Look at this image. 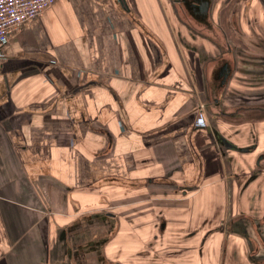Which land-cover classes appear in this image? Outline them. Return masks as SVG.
I'll use <instances>...</instances> for the list:
<instances>
[{"label":"crops","instance_id":"0c3cea01","mask_svg":"<svg viewBox=\"0 0 264 264\" xmlns=\"http://www.w3.org/2000/svg\"><path fill=\"white\" fill-rule=\"evenodd\" d=\"M234 1L56 0L11 33L0 264H260L214 232L264 219V56L244 31L261 50L264 1L245 23Z\"/></svg>","mask_w":264,"mask_h":264},{"label":"rangeland","instance_id":"374dc122","mask_svg":"<svg viewBox=\"0 0 264 264\" xmlns=\"http://www.w3.org/2000/svg\"><path fill=\"white\" fill-rule=\"evenodd\" d=\"M215 1H217V0H215ZM220 1L224 2V0H220ZM234 2H237V0H235ZM240 2L243 5V6L240 5V7H241L242 10H244L243 11L244 13L241 10V15L243 13L242 17L244 16V18H243L244 19V23H245V21H249V20L253 22L254 19H255V16L258 15L253 10L254 9V5H255L254 1L250 0L249 1L250 4H249L248 0L246 2H244V0H240ZM251 3H252V6H251ZM233 6H235V7H233ZM249 6H251V7H249ZM232 7L237 11V7H238L237 3H236V5H231L230 8H232ZM214 8H216V7L213 6L212 9H214ZM244 8H246V9H244ZM215 15H216V13L214 12L213 13V20H215V18H216ZM229 15H230V18H231L230 21H232L233 24H234L238 20V13L235 12V13L231 14V13H229V11L227 12V9H226V12H222V17H224V19H228ZM259 20H261V22H264V14H263V18L261 17V19H259ZM191 21L194 22L192 19H191ZM232 27H233V29H230V31L228 32L229 33L228 36H230L231 39L234 40V38L237 37V36L239 37V35L236 33V32H238V29L235 28L236 26H232ZM234 28H235V30H234ZM244 28H245L244 31H245L246 36L250 35L251 38H252L251 41H250L251 43L249 44L251 52L249 53V51H248L247 54L251 55V57H254L255 47H257L259 52H261V54L264 56V41H263V43L261 42V46L262 47H261V50H260L258 48V44H260V42H258V41H256L254 39L255 38V32H251L250 28H247V27H244ZM261 33H262V35H258L260 38H262V36L264 37V27L262 28V32ZM241 35H243V34H241ZM242 44L235 43V45H233L234 48H232V50L236 53L237 50H239V48H240V51L244 52L243 50H244L245 46H244V44L243 45ZM205 108H206V105H205ZM232 111L233 112L236 111L237 116H241L243 118H246V117L249 118L250 115H255V116L257 115V117H258V115L260 114L254 108H249L248 106L246 108H241L240 110L239 109H236V110L232 109ZM262 114L264 115V113H262ZM231 218L232 219L230 221L229 220H225L224 221V225L223 226H219V228H217V230L214 231V232H218L219 229H221V228H224L226 230L225 231L226 232V236H225L226 245L228 244L227 243V240L229 238L228 237L229 235H227L228 233H231L232 235H234V234H236V235H239V234L247 235L246 239L248 241V245L250 247V250L252 251L251 252V258L255 259V260H259L260 264H264V219H253V217L252 218L248 217L249 219L246 217V219H244V217L241 216V215L240 216L235 215L234 217H231ZM202 238L203 237H199V242H198L199 247L201 246ZM233 238L235 240V244H238V242H237L238 241V237H232L231 239H233ZM222 240H224V237H222ZM215 243L218 245L217 242H214V238L208 237V239H206V241H205V245H203L204 247H202V248L205 249L208 244L209 245H216ZM237 249L238 248L236 247V248L233 249L232 252L229 253L230 256H231L230 258L232 260H234V261H238V259H239V258H237L238 257V253H237L238 250ZM115 254L116 253L114 252V256H115ZM182 254H183L182 256H183L184 259H187V258L190 257V255H189L190 253L189 252L184 251ZM124 255H125V253H121V256H124ZM199 255H200V258H201L203 255H205V253L200 252ZM215 255H216V257L214 258L215 259V264H217L218 257L220 256V254L216 253ZM121 256L118 258L117 262H119L118 264H123V263L125 264L126 256L122 257V258H121ZM88 262H89V260H88ZM115 262L116 261H115V258H114V262L113 263L117 264Z\"/></svg>","mask_w":264,"mask_h":264},{"label":"built area","instance_id":"2783aa9c","mask_svg":"<svg viewBox=\"0 0 264 264\" xmlns=\"http://www.w3.org/2000/svg\"><path fill=\"white\" fill-rule=\"evenodd\" d=\"M56 0H0V58L2 49L8 44L12 32L22 24L38 18L45 10L52 7ZM201 120L195 126H204Z\"/></svg>","mask_w":264,"mask_h":264},{"label":"water","instance_id":"95a60500","mask_svg":"<svg viewBox=\"0 0 264 264\" xmlns=\"http://www.w3.org/2000/svg\"><path fill=\"white\" fill-rule=\"evenodd\" d=\"M206 6L205 5H203L201 8H200V10H202V11H204Z\"/></svg>","mask_w":264,"mask_h":264},{"label":"flooded vegetation","instance_id":"af4514ba","mask_svg":"<svg viewBox=\"0 0 264 264\" xmlns=\"http://www.w3.org/2000/svg\"><path fill=\"white\" fill-rule=\"evenodd\" d=\"M185 3V2H184ZM261 159V158H260Z\"/></svg>","mask_w":264,"mask_h":264}]
</instances>
